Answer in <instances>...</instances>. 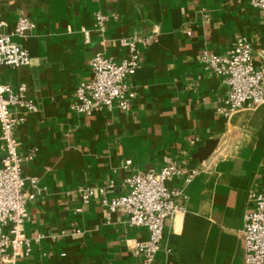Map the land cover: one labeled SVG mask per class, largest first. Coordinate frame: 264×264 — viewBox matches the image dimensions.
Returning <instances> with one entry per match:
<instances>
[{
  "label": "crops",
  "instance_id": "0c3cea01",
  "mask_svg": "<svg viewBox=\"0 0 264 264\" xmlns=\"http://www.w3.org/2000/svg\"><path fill=\"white\" fill-rule=\"evenodd\" d=\"M98 12L108 16L103 33L95 27ZM21 16L35 24L26 38L14 39L30 65L0 66L1 80L13 90L25 85L37 107L35 113L12 109L23 118L14 132L21 153L36 150L22 176L37 179L24 229L31 253L17 264H140L134 247L148 239L147 231L130 227L123 213H110L100 197L82 205L76 191L104 187L112 199L123 194L126 177L158 172L168 161L197 174L188 184L174 178L167 185L182 197L153 264H244L247 194L264 192V103L228 120L218 116L228 88L199 56L204 50L226 56L242 36L254 66L264 67L259 11L247 0H0L7 32ZM134 35L140 57L128 80L131 107L72 112L76 86L92 77L90 59L103 53L121 60L118 41ZM208 141H216L215 149L200 162L195 155Z\"/></svg>",
  "mask_w": 264,
  "mask_h": 264
},
{
  "label": "built area",
  "instance_id": "2783aa9c",
  "mask_svg": "<svg viewBox=\"0 0 264 264\" xmlns=\"http://www.w3.org/2000/svg\"><path fill=\"white\" fill-rule=\"evenodd\" d=\"M247 1L259 11L264 24V0ZM203 18L208 19V15L204 14ZM107 21L106 14L98 12L94 15L95 27L100 33L104 32ZM6 26L0 19V66L11 69L28 67L30 56L14 39L26 38L35 29V24L21 16L9 32L5 30ZM83 33L87 35L86 31ZM138 40L134 35L118 41L119 47L125 50V56L119 61L103 53L90 59L92 77L76 86L70 105L72 112L91 116L103 110L126 111L131 107L135 92L128 80L139 68ZM152 40L153 37H149L143 44L148 45ZM199 63L220 77L228 88L222 106L216 110L218 116L228 120L243 107L255 108L264 103V67L254 66L251 46L244 37H234L226 56L202 51ZM12 109L28 113L37 111L35 103L26 96L25 85L13 90L0 78V264H17L19 259L31 253V240L26 237L24 229L30 220L28 204L34 201L37 191V179L22 176L24 164L32 161L36 150L21 153V144L14 132L23 123V118L14 114ZM194 143L190 141V144ZM125 165L128 167L130 162L126 161ZM196 174L195 170L188 173L168 161L158 172L134 173L126 177L121 183L124 192L118 197L105 198L104 187H80L76 193L82 205L100 197L101 205L110 213H123L130 227L145 229L148 239L135 244V255L140 264H153L161 247L165 222L176 212L179 207L176 201L182 197L179 190L167 185L174 178H181L188 184ZM27 185L34 191H26ZM108 187L112 188L113 183L110 182ZM247 203L249 207L243 216L241 232L244 264H264V192H248ZM75 213H82V208H76ZM71 234L80 235L81 231L73 229ZM41 238L37 236L34 241Z\"/></svg>",
  "mask_w": 264,
  "mask_h": 264
},
{
  "label": "water",
  "instance_id": "95a60500",
  "mask_svg": "<svg viewBox=\"0 0 264 264\" xmlns=\"http://www.w3.org/2000/svg\"><path fill=\"white\" fill-rule=\"evenodd\" d=\"M215 146H216V141H208L204 145V147L200 148L197 151L195 158L200 162L206 160L213 153Z\"/></svg>",
  "mask_w": 264,
  "mask_h": 264
}]
</instances>
